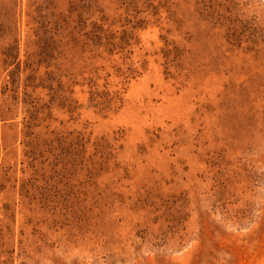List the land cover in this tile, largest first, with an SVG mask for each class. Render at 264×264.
I'll return each mask as SVG.
<instances>
[{"label": "rangeland", "instance_id": "1", "mask_svg": "<svg viewBox=\"0 0 264 264\" xmlns=\"http://www.w3.org/2000/svg\"><path fill=\"white\" fill-rule=\"evenodd\" d=\"M0 264H264V0H0Z\"/></svg>", "mask_w": 264, "mask_h": 264}]
</instances>
